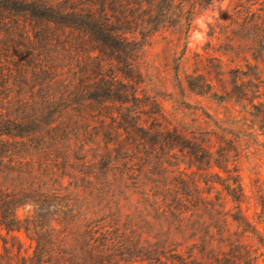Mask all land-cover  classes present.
Returning <instances> with one entry per match:
<instances>
[{
	"label": "trees",
	"instance_id": "1",
	"mask_svg": "<svg viewBox=\"0 0 264 264\" xmlns=\"http://www.w3.org/2000/svg\"><path fill=\"white\" fill-rule=\"evenodd\" d=\"M214 1L0 0V264H264L234 142L173 126L144 84L153 36ZM215 28L221 95L264 137V11Z\"/></svg>",
	"mask_w": 264,
	"mask_h": 264
},
{
	"label": "rangeland",
	"instance_id": "2",
	"mask_svg": "<svg viewBox=\"0 0 264 264\" xmlns=\"http://www.w3.org/2000/svg\"><path fill=\"white\" fill-rule=\"evenodd\" d=\"M235 9L259 13L264 11V0L214 1L195 12L188 29L157 33L145 49L142 72L146 88L158 100L165 118L173 126L188 133L193 130L212 132L234 142V159L244 191L241 210L264 234V137L246 123V113L239 106L221 95V84L216 80H226V71L234 65H224L221 69L212 59L223 52V40L216 39L217 35L208 36L209 27L213 25L218 32L217 23L227 22ZM197 73L213 78V84L217 85L212 91L215 96H199L188 89L187 76ZM211 139L216 141L214 135ZM16 236L21 243L20 253L29 256L31 243L22 232Z\"/></svg>",
	"mask_w": 264,
	"mask_h": 264
}]
</instances>
